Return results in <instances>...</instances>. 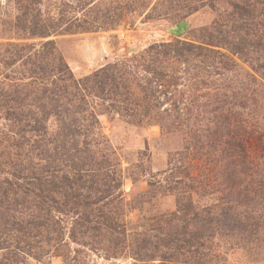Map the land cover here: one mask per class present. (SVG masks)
<instances>
[{
  "label": "rangeland",
  "instance_id": "1",
  "mask_svg": "<svg viewBox=\"0 0 264 264\" xmlns=\"http://www.w3.org/2000/svg\"><path fill=\"white\" fill-rule=\"evenodd\" d=\"M227 1L0 0V264H264V221L256 218L264 189L255 187L264 183L262 52L209 46L228 55L226 68L161 47L153 61L146 52L176 41L206 47L205 32L236 36ZM35 27L45 35H33ZM58 60L75 80L108 65L120 75L99 97L63 87L51 100L43 89L58 78ZM82 126L88 132L75 145L88 143L86 163L107 156L120 178L104 200L115 230L92 229L96 206L74 207L62 193L36 199L17 179L69 173L74 144L59 135ZM56 136L63 149L48 140ZM242 179L255 181L245 194ZM188 198L195 212L230 206L240 219L205 231L196 254L159 241L182 223L177 210Z\"/></svg>",
  "mask_w": 264,
  "mask_h": 264
},
{
  "label": "trees",
  "instance_id": "2",
  "mask_svg": "<svg viewBox=\"0 0 264 264\" xmlns=\"http://www.w3.org/2000/svg\"><path fill=\"white\" fill-rule=\"evenodd\" d=\"M227 2L230 7V11L227 16L231 18V28H233L231 31L233 34L235 33L236 36L228 37L230 39H220L218 35H212L210 33L207 35L205 30H199L197 31L199 32V36H203V32H205L204 36L208 38V40H206L207 43H204L206 47L181 41H176V44L174 45L171 43L155 44L150 46L146 51L147 54L151 53L152 61L153 56L159 53L156 49L161 47L164 49V55L172 52L174 56L180 58L186 55L194 54L193 57L199 58L203 62H216L222 66L221 68H226L229 67L230 64V67L233 65L228 55L218 50L210 49L208 48L209 46L219 48H221V46H225L230 53L241 56L244 55L245 50H247L245 48L249 47L252 49L257 48V50L262 52V62L259 64V67L264 70V0H232ZM215 4V1H208V5L212 8ZM187 10L190 12L195 9L191 5H188ZM257 21L259 22L256 24ZM257 25L260 26L259 30H257ZM32 34H39V36L45 35L40 27H35V29L32 30ZM51 45V43L45 44V47H49L48 54L50 55H52ZM192 50L195 52H192ZM119 73L120 69H117V65H108L100 68L93 74L84 77L83 79L75 80L68 67L58 60L55 67V75H58V78L50 81L47 85L49 88H44L43 92L45 95H50V99L52 100L56 95L59 96V93L66 94L63 87H70L72 91L76 93L86 91L89 94H94L99 97L105 93L106 83L110 81L112 84H115L117 82L116 79L119 77ZM154 92L155 89L151 92V95ZM72 96L75 97L76 94L73 93ZM21 115L22 114H19V116ZM32 120L37 122L36 119ZM93 120L94 121L91 122L94 124H90V126H92L91 128H94V125H98L97 119L94 118ZM81 121L85 122V119L82 118ZM260 130L262 131L263 128H260ZM86 132H88L87 129L82 126L81 128H65L62 131V134L59 135L63 141H70L74 144V147L70 150L68 149V151H66L67 153H65L66 156L68 154L67 158L71 162V171L69 173L63 174L60 178L52 180L51 177H47V175H45V172L31 171L29 175L25 177H17V179L24 181V186H21L22 189H24L28 194H33L36 199L42 200L49 193H62L66 197H69L68 200H70L74 207L81 206L83 208H89L96 206V208L93 209V211H96V214L93 217L94 219L92 221H87L92 223V229H96L101 225L106 226L107 228H112L115 224H113L114 221L111 220L112 218L109 217L110 212L105 211L107 203L104 202V200L108 196H111L113 189L120 186V178L119 175L117 176L115 171L111 168L112 165L107 156L100 155L96 158L93 157V159H95V167L93 168L89 167L91 163H86L87 153L89 152L87 149L88 143L82 141L84 146L80 149H78L75 145V142H77L75 138L86 137ZM258 132V140L261 141L263 136L260 131ZM59 137H55L58 139H52L53 137H49L48 140H50V143H61ZM60 145L63 149L64 144L61 143ZM241 169V173L246 175L247 171H245L243 167ZM243 182L244 185H242ZM254 182L255 181L253 180H249L247 182L246 180H243L242 182L240 181L241 184H239V186H241V194L247 193L250 190L248 187ZM255 187L260 191H263L264 183L258 181V184H256ZM91 191L95 193L94 199H92L90 197V193H88ZM186 201L187 202H184V204L179 203L177 210L180 214L177 219L182 223H176L173 225V228L169 226L166 233L163 234V237L159 239V241L163 242L165 246L169 244V246L175 244L174 246L176 247L180 246L179 244L187 245L190 247L191 253L196 254L198 248L202 246L201 240L204 238L203 233L205 231H208L209 228L215 225H219L221 222L225 225L227 224V221L236 222L240 220L231 216L230 206L222 208L219 213L217 211H212L210 208L199 213L191 209L192 203L189 198L186 199ZM245 215L246 220L249 222L250 217L247 214ZM256 218L264 221V213H259ZM238 223L242 224V222ZM113 229L115 230L116 228L113 227ZM118 233L121 234L123 231ZM209 238L211 237L208 236L207 239Z\"/></svg>",
  "mask_w": 264,
  "mask_h": 264
}]
</instances>
